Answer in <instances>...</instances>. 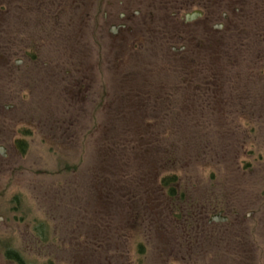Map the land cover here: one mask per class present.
Listing matches in <instances>:
<instances>
[{"label":"rangeland","instance_id":"obj_1","mask_svg":"<svg viewBox=\"0 0 264 264\" xmlns=\"http://www.w3.org/2000/svg\"><path fill=\"white\" fill-rule=\"evenodd\" d=\"M191 1L139 0L121 42L101 7L115 0H0V249L264 264V0L222 33L172 18Z\"/></svg>","mask_w":264,"mask_h":264},{"label":"flooded vegetation","instance_id":"obj_2","mask_svg":"<svg viewBox=\"0 0 264 264\" xmlns=\"http://www.w3.org/2000/svg\"><path fill=\"white\" fill-rule=\"evenodd\" d=\"M85 1L86 0H83V2ZM115 1L116 2L114 3V5L109 3L108 6H106V4L104 6H101V7H108V10L105 11L103 14L105 21L107 20V15H110L112 21H115V23H113V25H111V27L108 28V33L111 34L112 36H120L121 42L128 40L134 41L135 38L130 36L129 32L134 31L132 25L136 23L137 17L140 14V10L136 8V5L139 4V0H118V1L115 0ZM173 1H174L173 3H175V1L177 0H173ZM99 2L100 0H93L94 5ZM168 3H170V0H166V6ZM194 3L196 8L189 10V8H191L192 5H194ZM244 4H245V0H194V2L191 1L187 3V5L185 6L186 8L184 9V6L182 5L181 2L183 8L179 6L178 8L175 9V12L171 13V16L172 18H179V21L182 20L185 25L198 23V27L201 30L204 27L209 26L215 33H222L227 28H230V30L228 31H231V26L233 25V21L232 22L228 21L229 12H233V15L242 14L243 12H245ZM101 7L92 6L89 3H87L86 6L88 10L91 9V11H94L95 16L97 14L95 11L98 12V10ZM241 21H242L241 18L237 19V22H241ZM93 24L94 25L96 24V19H94ZM106 25L107 23H102L99 24V27L104 31ZM148 26L149 25H147L146 28ZM148 30H152V28ZM222 38L223 36L221 37V39ZM184 48L185 47H180L176 49L172 47L171 50L173 52H178V51H182ZM16 64H18V62H16ZM0 148H2V150H0V158L5 157L6 153L4 152V149L1 145ZM221 213L222 211L218 212L217 215H212L209 218L208 222L210 224L211 223L224 224L225 222H227L228 218L222 216ZM215 216H220L219 219H217L218 221L213 220ZM13 253H15V251L10 250L9 247L0 249V264H10V263L19 264L15 258L14 259L12 258V255H14Z\"/></svg>","mask_w":264,"mask_h":264},{"label":"trees","instance_id":"obj_3","mask_svg":"<svg viewBox=\"0 0 264 264\" xmlns=\"http://www.w3.org/2000/svg\"><path fill=\"white\" fill-rule=\"evenodd\" d=\"M20 150H21V153H24V151H25L24 145L20 146ZM175 180L176 179L173 175L172 176H165V177L161 178L160 183L164 189L167 188V192H168L167 194L169 196H172L175 194V191H176V189H175L176 185L174 183ZM13 254L14 255H12V258L13 259L15 258L19 264H25L23 259L17 253H13Z\"/></svg>","mask_w":264,"mask_h":264},{"label":"water","instance_id":"obj_4","mask_svg":"<svg viewBox=\"0 0 264 264\" xmlns=\"http://www.w3.org/2000/svg\"><path fill=\"white\" fill-rule=\"evenodd\" d=\"M187 19H189V18H187ZM0 150H2V148H0ZM219 217H220V216H215V217L213 218V220H214V221H218L217 219H219Z\"/></svg>","mask_w":264,"mask_h":264}]
</instances>
